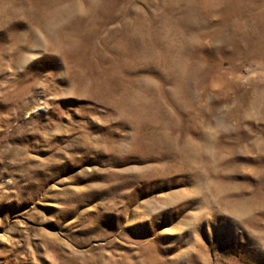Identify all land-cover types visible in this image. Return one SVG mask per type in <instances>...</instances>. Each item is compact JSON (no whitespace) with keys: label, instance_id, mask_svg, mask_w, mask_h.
Returning a JSON list of instances; mask_svg holds the SVG:
<instances>
[{"label":"rangeland","instance_id":"obj_1","mask_svg":"<svg viewBox=\"0 0 264 264\" xmlns=\"http://www.w3.org/2000/svg\"><path fill=\"white\" fill-rule=\"evenodd\" d=\"M0 264H264V0H0Z\"/></svg>","mask_w":264,"mask_h":264}]
</instances>
